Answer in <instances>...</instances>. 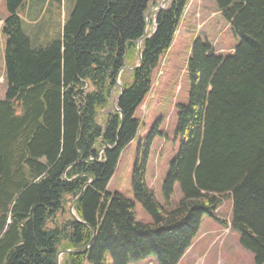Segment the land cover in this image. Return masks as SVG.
I'll return each mask as SVG.
<instances>
[{
  "label": "trees",
  "instance_id": "16d2710c",
  "mask_svg": "<svg viewBox=\"0 0 264 264\" xmlns=\"http://www.w3.org/2000/svg\"><path fill=\"white\" fill-rule=\"evenodd\" d=\"M73 1L54 35L47 30L42 42H33L25 31L26 0H6L0 264H57V254L68 249L77 251L65 252L61 264H108V255L111 264L149 258L179 264L203 218L219 219L222 197L232 200L231 227L241 245L255 264H264V0H215L239 40L234 54H219L200 37L193 40L190 96L176 106L179 146L163 180L164 203L146 177L153 140L163 135L158 125L133 169L134 195L151 223L138 221L134 201L107 187L140 130L136 112L189 0H170L159 9L151 36L143 40L141 62L138 41L154 0ZM136 62L130 73L121 71L124 63ZM119 73V109L99 122ZM84 185L74 207L80 222L70 205Z\"/></svg>",
  "mask_w": 264,
  "mask_h": 264
},
{
  "label": "rangeland",
  "instance_id": "374dc122",
  "mask_svg": "<svg viewBox=\"0 0 264 264\" xmlns=\"http://www.w3.org/2000/svg\"><path fill=\"white\" fill-rule=\"evenodd\" d=\"M58 4L56 0H26L30 15L22 13L27 21L25 31L32 38L33 42H42L43 35L47 30L54 35L57 26L68 18L74 6L73 0H63ZM164 0H154L150 5L152 10L150 23L147 31L153 29V22L158 7ZM185 10V15L176 31L174 41L165 57L160 61L156 69L151 90L146 96L142 105L138 108L136 116L141 121L136 141L130 144L123 152L118 168L110 181L107 190L119 192L122 196L134 201L137 220L144 223H151L152 217L144 206L135 198L132 178L133 169L138 160L144 154L146 139L157 130L163 135H156L149 150L147 180L155 193L158 201L164 203L162 193L163 180L166 178L170 162L176 157L178 141H175V129L177 125L178 104L187 103L190 96V76L187 70V61L190 57L193 40L200 37L213 44L219 54L228 55L236 51L239 40L232 33L224 16L218 10L215 0H190ZM153 7V5H155ZM153 8V9H152ZM6 0H0V20L8 17ZM0 22V98L5 97V48L6 37L2 33ZM37 31L40 32L37 36ZM150 33V32H149ZM37 37V38H36ZM124 68L130 73L133 67ZM121 70V71H123ZM122 84V79L120 78ZM120 91V84L113 94L111 105L98 115L99 122L112 109H116L114 100ZM182 195L179 185L175 187L174 199L178 200ZM71 207V205H70ZM219 219L204 217L201 224V231L193 246L184 254L181 264H255L254 255L246 250L240 243V233L232 228L226 230V224L232 219V200L222 197L221 206L217 210ZM226 232V233H225ZM221 233L225 235L218 240ZM202 244L199 249L198 245ZM197 258H200L199 261ZM63 261V254L60 264ZM108 264H111V257L107 256ZM155 264V263H151Z\"/></svg>",
  "mask_w": 264,
  "mask_h": 264
},
{
  "label": "water",
  "instance_id": "95a60500",
  "mask_svg": "<svg viewBox=\"0 0 264 264\" xmlns=\"http://www.w3.org/2000/svg\"><path fill=\"white\" fill-rule=\"evenodd\" d=\"M168 1H170V0H164V1L162 2V4H161V7H160V8H161V9H162V8H165V7H166V3H168ZM152 9H153V8H152ZM151 12H152V10H149V11L147 12V14H146L147 26H148L149 23H150V15H151ZM145 34L148 35V32L146 31ZM139 49H141V42H140V41H139ZM140 57H141V55H140ZM123 68H127V65H126L125 63H124ZM135 68H136V66L133 67V69H135ZM117 82H118V84H120V90H121V92L116 96V98H115V100H114V104H116V106H117V102H118V100H119V97H120V95L122 94V91H123V84L120 83V73H119V75H118ZM116 109H119L118 106H117ZM98 158H99V157H98ZM63 175L65 176V173H64ZM89 183H90V182H88L86 185H88ZM86 185L83 186L81 193H80L79 196H78V197L72 202L71 207H70V211H71L73 217H74L76 220H78V221H80V219L77 217V215H76V213H75V210H74V207H75V204H76L78 198L82 195L83 191L85 190ZM80 222H81V221H80ZM94 233H95V230H94ZM94 238H95V235L92 237V239H91L90 242L88 243L87 248L91 247V245H92L93 242H94ZM69 251H77V249H68V250L60 251V252L57 254V257H56L57 264H60V258H61V255L64 254L65 252H69Z\"/></svg>",
  "mask_w": 264,
  "mask_h": 264
},
{
  "label": "bare ground",
  "instance_id": "6f19581e",
  "mask_svg": "<svg viewBox=\"0 0 264 264\" xmlns=\"http://www.w3.org/2000/svg\"><path fill=\"white\" fill-rule=\"evenodd\" d=\"M159 11V10H158ZM158 11H157V13H158ZM157 13H156V15H157ZM157 17L155 16V18L154 19H156ZM147 31V30H146ZM148 32V31H147ZM151 36V34L148 32V35L147 34H145L144 33V35L139 39V41L141 42V49H139V41H138V57H139V62H141V60H142V43H143V40H145V39H148L149 37ZM140 55H141V57H140ZM138 67V65H136V68ZM135 68V69H136ZM124 68H122V70H123ZM134 69V70H135Z\"/></svg>",
  "mask_w": 264,
  "mask_h": 264
},
{
  "label": "crops",
  "instance_id": "0c3cea01",
  "mask_svg": "<svg viewBox=\"0 0 264 264\" xmlns=\"http://www.w3.org/2000/svg\"><path fill=\"white\" fill-rule=\"evenodd\" d=\"M1 20H4V19H1ZM136 141V139H134L133 141H132V143H134ZM131 143V144H132ZM122 157V156H121ZM118 168V167H117ZM193 246V243H192V245H191V247ZM201 246H202V244L200 243L199 245H198V247H199V249L201 248ZM190 247V248H191ZM189 250V249H188ZM251 253V252H250ZM252 254V253H251ZM184 258V257H183ZM183 258L181 259V261L183 260ZM198 259V261H199V259L200 258H197ZM181 261H180V263L179 264H181ZM156 263L157 264V262H156V260L154 259V258H150V259H147V260H144V261H141V262H139V263H134V264H149V263Z\"/></svg>",
  "mask_w": 264,
  "mask_h": 264
}]
</instances>
